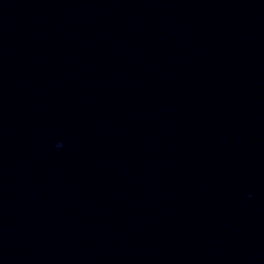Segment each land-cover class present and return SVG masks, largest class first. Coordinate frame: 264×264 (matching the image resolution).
<instances>
[{
    "label": "water",
    "instance_id": "water-1",
    "mask_svg": "<svg viewBox=\"0 0 264 264\" xmlns=\"http://www.w3.org/2000/svg\"><path fill=\"white\" fill-rule=\"evenodd\" d=\"M0 264H264V0H0Z\"/></svg>",
    "mask_w": 264,
    "mask_h": 264
}]
</instances>
